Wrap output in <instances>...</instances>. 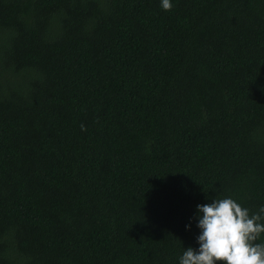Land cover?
Segmentation results:
<instances>
[{
  "label": "trees",
  "instance_id": "obj_1",
  "mask_svg": "<svg viewBox=\"0 0 264 264\" xmlns=\"http://www.w3.org/2000/svg\"><path fill=\"white\" fill-rule=\"evenodd\" d=\"M172 3L0 0V264H179L197 205L264 206V0Z\"/></svg>",
  "mask_w": 264,
  "mask_h": 264
},
{
  "label": "clouds",
  "instance_id": "obj_2",
  "mask_svg": "<svg viewBox=\"0 0 264 264\" xmlns=\"http://www.w3.org/2000/svg\"><path fill=\"white\" fill-rule=\"evenodd\" d=\"M161 7L171 11L172 0H161ZM81 130H87L83 124ZM197 210L199 248L185 249L179 264H264V243H256L264 234V206L250 214L226 197L197 205Z\"/></svg>",
  "mask_w": 264,
  "mask_h": 264
}]
</instances>
